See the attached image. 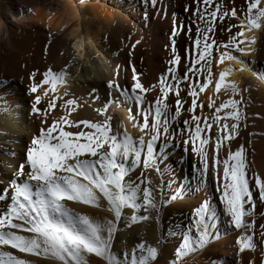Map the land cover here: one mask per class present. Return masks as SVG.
<instances>
[{
    "label": "bare ground",
    "instance_id": "6f19581e",
    "mask_svg": "<svg viewBox=\"0 0 264 264\" xmlns=\"http://www.w3.org/2000/svg\"><path fill=\"white\" fill-rule=\"evenodd\" d=\"M219 2L221 0H214L213 7ZM223 3L229 8L235 7L238 17L243 18L240 10L246 9L247 0H223ZM261 4L264 6V0H261ZM185 6H189L188 12L184 11ZM194 8L193 0H157L155 6L151 0H0V192L24 162L27 148L39 129L67 115L65 108L61 107L67 99H75L79 105L68 116L69 119L95 122L103 119L95 109L107 103L109 80L115 79L121 86L130 88L134 83L132 75L135 69L140 82L149 88L144 94L147 101L154 102L159 94L160 78L167 74L169 67H174L176 74L182 77L191 66L189 36L195 37L196 25H189V17ZM174 15L177 21H183L185 25L182 31L178 29L175 36L172 35ZM233 24L237 27L232 28L231 33L222 30ZM188 26L192 28L191 33L187 30ZM239 30L240 19L228 17L223 24L217 21L214 34L210 35L218 43H226L229 36ZM253 37L255 43H248ZM238 39L245 41L240 46L247 54L242 55L234 50L232 54L240 57L247 67L241 70V64L227 59L218 64L219 55L214 47L211 65L204 64L199 77L192 78V82L198 85L204 83L205 77L210 80L203 92L199 91V86L195 89L198 94L197 104L203 105L195 113L187 112L192 99L187 95L189 82H181L183 107L181 116L172 125L177 131L166 144L157 142V150L162 147L165 153L159 165L160 173L154 170L147 173L152 186L156 188V200L159 202L164 198V203L158 214L153 212L147 221L128 222L127 217L132 212L126 210L124 218L115 225L117 230L113 233L111 250L122 264H131L133 250L138 243L158 250L152 264H172L182 237L195 231L193 213L205 200L216 211L213 235L218 238L210 239L203 249L181 257L178 264H262L259 243L255 250L239 251L237 239L241 232L230 228L227 217L223 215L221 193L216 190L217 182L211 168L206 183L201 184L197 171L199 160L191 153L190 144L183 143L188 138L187 134L181 135L179 132L184 120L191 123V115H200L203 125V118L208 117L211 122L215 108L221 103L229 99L239 102L237 109L240 121L237 132L233 139L224 141L219 150V158L222 161L227 158L229 151L235 152L241 146L244 149L247 176L255 203L254 215L246 218L249 223L254 221L255 226L247 234L258 242L260 225L264 224V216L261 215L264 213V203L259 200V192L252 177L259 175L264 180V81L253 75V72L264 73V26L251 31L245 27L244 36ZM173 40L175 54L181 57L180 63L175 66L169 63L173 58ZM49 69L53 72L66 69V82L58 83L55 91L51 90V85L42 84L36 93H30V86L33 83L40 84L44 79L43 73ZM221 72H226V76L217 92L215 86ZM169 83H173L170 77ZM233 83L239 94H233ZM153 85H156L155 89ZM45 89H48L46 96L43 95ZM37 95L42 97L41 103L37 105L41 111L33 114L31 105ZM53 97H59L55 100L56 107L48 109ZM174 100V94L170 93L168 102L173 109ZM209 103H213V108L207 107ZM5 107L7 110H4ZM45 111L49 112L46 118L43 116ZM106 115L112 117L114 127L123 123L120 131L127 129L134 138L141 134L138 128L133 127L135 121L127 120V105L122 104L118 108L113 103ZM42 120L45 121L43 125ZM80 127L87 131L84 125ZM65 130L76 131L67 126ZM208 135L211 137L208 146L211 159L217 133L213 131ZM220 171L222 175V164ZM138 174L137 171L130 175ZM181 190L182 198L168 199L173 192ZM102 204L101 208L72 202L68 206L99 220L112 219L111 213L105 210L106 204ZM0 210H4V202H0ZM0 250L12 252L32 264H54L43 257L18 253L8 246H0ZM139 254V249H136L135 255ZM89 264L106 262L90 256Z\"/></svg>",
    "mask_w": 264,
    "mask_h": 264
},
{
    "label": "snow or ice",
    "instance_id": "6c2138e0",
    "mask_svg": "<svg viewBox=\"0 0 264 264\" xmlns=\"http://www.w3.org/2000/svg\"><path fill=\"white\" fill-rule=\"evenodd\" d=\"M153 6L157 0H151ZM214 0H193L195 8L189 17V25L195 24V37L191 35L190 67L178 76L174 67H169L167 74L159 81V94L154 102L147 101L144 95L149 91L139 80L133 69L131 87H123L115 79L107 82L108 100L102 107L95 111L103 117L99 121H76L68 116L79 107L75 99H67L61 107L65 108L67 115L53 120L47 127L42 126L37 135L31 140L27 148L24 162L18 166L13 178L0 192V202H4V210H0V246H8L17 250L18 253L28 254L35 257H43L51 260L54 264H89V257L95 256L106 264H122L121 260L112 252L113 233L117 230L115 225L125 216L126 210H131L132 215L127 217L130 223L147 221L153 212H159L163 206L164 198L157 201L156 188L152 186L147 173L154 170L160 173V163L164 160L165 153L157 150V142H168L177 130L172 125L181 116L183 102L180 96L181 82H189L187 95L192 97L191 106L187 112L195 113L198 107L196 87L203 92L209 85L210 80L205 77L204 83L198 85L192 82V78H198L204 64L211 65L213 48L215 47L219 60L225 59L241 64V70L247 65L244 61L232 54V51L242 55L247 54L240 45L244 44V28L249 31L264 26V6L261 0H247L246 9H241L243 18L238 17L235 7L229 8L223 3H215ZM203 6V7H202ZM185 12L189 6H185ZM240 19V30L235 35H230L226 43H218L213 38L217 21L223 24L225 18ZM230 25L226 30L231 33ZM185 28L183 21H177L173 16L172 35ZM188 32L192 28L188 26ZM136 43H139L137 41ZM255 43L254 37L248 41ZM175 41L173 40V58L170 65H178L181 57L175 54ZM135 47V45H133ZM220 49H224L220 51ZM203 62V63H202ZM200 67H197V66ZM119 75V65L117 66ZM227 71H231L228 69ZM191 73V77L189 76ZM67 70L53 72L51 69L43 73L44 79L40 84L33 83L30 93H36L42 84L52 86L56 90L58 83H65ZM35 74H33L34 76ZM209 75L211 73L209 72ZM253 75L264 81V73L253 72ZM226 72L220 73V80L216 83V91L221 89ZM169 77L173 83H169ZM153 89L156 85L152 86ZM233 94L237 92V86L231 85ZM247 89H245L246 91ZM95 91V89H93ZM174 94V109L169 104V95ZM48 94V89L43 95ZM65 95H67L65 93ZM53 97L48 109L56 107ZM41 95L35 97L31 105L33 114L40 113L37 107L41 103ZM115 103L119 108L122 104L127 105V120L133 122V127L141 133L134 138L121 122L114 127L112 117L106 115L109 106ZM238 101L229 99L215 108V114L209 122L208 117L191 115L189 120L183 121V127L179 129L181 135L187 134L183 140L185 145L191 147V153L199 160L197 169L201 184H205L209 169L211 168L217 182V191L221 193L220 201L224 206L223 215L227 217L230 228L239 230L241 235L237 239L239 251L255 250L257 244L261 245L262 264H264V224L260 225V240L255 242L252 231L255 222L249 223L246 218L254 215L252 189L247 176V165L244 149L235 152L229 151L227 158L222 161L219 158V150L224 141L234 138L240 121L237 109ZM134 106V107H133ZM213 108V103L207 105ZM4 110H7L6 107ZM133 111L135 115H133ZM223 112V115L220 113ZM49 112L45 111L46 118ZM142 118V123L140 122ZM232 121L231 124L228 121ZM223 121V123H221ZM45 123L42 120V125ZM84 125L85 131L80 126ZM75 128L76 131L65 130ZM215 126V127H214ZM215 131L214 154L209 156L208 146L211 137L208 133ZM145 136L148 137L145 140ZM14 155V153H13ZM222 164V175L220 165ZM138 171V175H130ZM255 188L259 192V200L264 203V180L259 175L252 177ZM183 191L173 192L168 198L177 200L182 198ZM69 202L82 204L93 208H101L102 202L106 204V211L111 213L112 219L99 220L85 213L77 212L69 207ZM250 205L251 207H246ZM145 214H141V213ZM264 216V213L261 214ZM194 232L182 237L177 247L172 264H178L181 257L203 249L212 238L215 229L216 211L205 200L194 213ZM139 249V256L135 250ZM158 250L155 247L138 243L134 250L131 264H152L156 260ZM0 264H32L31 261L20 258L9 251L0 250ZM253 264V262H250Z\"/></svg>",
    "mask_w": 264,
    "mask_h": 264
}]
</instances>
